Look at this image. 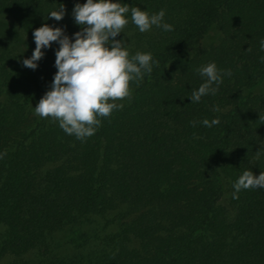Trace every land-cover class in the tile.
<instances>
[{
	"label": "trees",
	"instance_id": "obj_1",
	"mask_svg": "<svg viewBox=\"0 0 264 264\" xmlns=\"http://www.w3.org/2000/svg\"><path fill=\"white\" fill-rule=\"evenodd\" d=\"M74 2L0 0V22L31 55L41 24L79 29ZM123 2L164 9L172 30L141 33L129 19L116 39L157 63L83 140L27 109L48 89L58 45L33 70L0 37V264H264V189L233 198L231 187L264 171V0ZM61 3L62 19L47 17ZM210 29L218 42L200 46ZM209 61L231 75L190 102Z\"/></svg>",
	"mask_w": 264,
	"mask_h": 264
},
{
	"label": "clouds",
	"instance_id": "obj_2",
	"mask_svg": "<svg viewBox=\"0 0 264 264\" xmlns=\"http://www.w3.org/2000/svg\"><path fill=\"white\" fill-rule=\"evenodd\" d=\"M46 14L59 21L65 15L64 5L61 3ZM164 15L162 8L149 13L123 0H83V3L75 0L70 16L79 29L71 34V38L61 26L41 24L34 28L35 47L30 56L22 59L23 66L34 70L36 62L44 55L42 48L47 49L50 42L58 45L53 61L56 71L48 89L32 107L34 114L54 119L65 134L78 140L92 135L101 123L100 117H107L112 110L122 107L115 101L130 97V81L139 84L157 63L151 52L130 54L126 41L123 37L116 39L117 34H124L129 19L141 33L153 26L171 31L172 25L164 21ZM259 48L264 51V37L260 38ZM259 59L264 61V56ZM195 71L202 82L187 96L190 102H199L205 95H215L223 77L231 75V69L218 68L215 61L202 64ZM212 110L220 109L214 105ZM197 123L211 127L219 123V118L189 121L192 126ZM260 155L261 151L257 149L256 156ZM231 187L233 198L241 189H264V171L254 175L250 169H245L231 181Z\"/></svg>",
	"mask_w": 264,
	"mask_h": 264
},
{
	"label": "rangeland",
	"instance_id": "obj_3",
	"mask_svg": "<svg viewBox=\"0 0 264 264\" xmlns=\"http://www.w3.org/2000/svg\"><path fill=\"white\" fill-rule=\"evenodd\" d=\"M0 37L7 41L22 57L27 58L30 56L29 47L26 45V40L23 34L16 29H12L6 26L3 22H0ZM219 40V32L214 29H210L204 37L199 41L200 46H208L216 44ZM129 97L118 99L115 103L123 104L127 102ZM37 102V101H36ZM36 102H32L27 105V109L31 115L41 118L38 115H35L32 107H35ZM46 121L56 122L54 119H49L48 117H43ZM64 235V234H63ZM62 237L56 236L55 240H60Z\"/></svg>",
	"mask_w": 264,
	"mask_h": 264
}]
</instances>
